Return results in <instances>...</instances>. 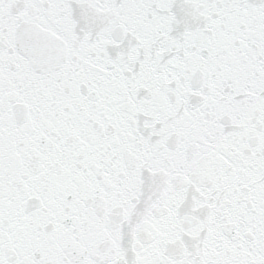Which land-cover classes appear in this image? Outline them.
<instances>
[{
    "label": "snow or ice",
    "instance_id": "snow-or-ice-1",
    "mask_svg": "<svg viewBox=\"0 0 264 264\" xmlns=\"http://www.w3.org/2000/svg\"><path fill=\"white\" fill-rule=\"evenodd\" d=\"M0 264H264V0H0Z\"/></svg>",
    "mask_w": 264,
    "mask_h": 264
}]
</instances>
